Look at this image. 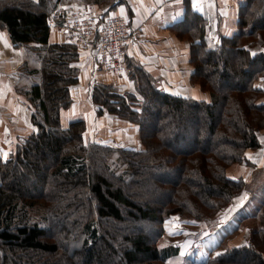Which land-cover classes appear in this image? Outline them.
<instances>
[{
	"label": "trees",
	"instance_id": "16d2710c",
	"mask_svg": "<svg viewBox=\"0 0 264 264\" xmlns=\"http://www.w3.org/2000/svg\"><path fill=\"white\" fill-rule=\"evenodd\" d=\"M64 3L0 0V27L12 43L45 48L30 93L37 130L0 160V264H264V201L251 219L241 217L243 227L256 225L244 246L187 261L175 244L160 245L172 217L210 231L234 200L253 193L249 156L262 148L264 130V0H244L238 33L212 46L199 14L175 27L193 43L191 82L209 102L169 94L140 68L130 72L136 93L95 88L100 113L136 127L138 149L87 140L83 120L62 126L80 54L73 44H50L48 17ZM237 167L248 174H232Z\"/></svg>",
	"mask_w": 264,
	"mask_h": 264
},
{
	"label": "crops",
	"instance_id": "0c3cea01",
	"mask_svg": "<svg viewBox=\"0 0 264 264\" xmlns=\"http://www.w3.org/2000/svg\"><path fill=\"white\" fill-rule=\"evenodd\" d=\"M242 4L244 0H125L110 9L112 13L127 14L129 20L131 41L125 56L126 76L116 79L102 72L97 73L94 56L79 54L72 65L78 71L79 81L71 88V107L62 111V126L65 128L76 120H83L87 124L88 140L95 138L97 142H113L121 135L125 141L123 136L127 137L129 133L140 141L134 125L109 115L105 110L100 113L94 102L95 88L99 84L119 93H136L135 79L130 72L133 70L137 76L138 68L154 78L158 87L169 94L209 102L210 95L191 82L193 43L189 38L180 37L175 27L187 13L199 14L204 19L208 46H212L221 37L232 38L238 33L237 17ZM50 44L69 43L57 32H51ZM44 50L38 44L15 46L6 30L0 27V160L4 162L37 130L32 120L35 103L30 93L31 88L41 81L39 71ZM257 86L264 89V80ZM259 136L262 148L250 153V156L258 169H264V130ZM232 174L245 176L248 173L237 167ZM252 176V173L247 175L248 183L252 182ZM253 201L254 195L250 191L234 200L220 216L217 228L202 238L198 257L209 259L226 247H240L248 243L249 231L246 226L243 227L240 215Z\"/></svg>",
	"mask_w": 264,
	"mask_h": 264
},
{
	"label": "built area",
	"instance_id": "2783aa9c",
	"mask_svg": "<svg viewBox=\"0 0 264 264\" xmlns=\"http://www.w3.org/2000/svg\"><path fill=\"white\" fill-rule=\"evenodd\" d=\"M47 23L51 32H57L66 43L75 45L80 54L93 55L96 72L117 77L126 74L125 56L131 31L125 15L101 11L92 4H59ZM1 93L0 84V107ZM189 244L186 249L185 245L179 247L181 254L183 250L191 249V242Z\"/></svg>",
	"mask_w": 264,
	"mask_h": 264
},
{
	"label": "rangeland",
	"instance_id": "374dc122",
	"mask_svg": "<svg viewBox=\"0 0 264 264\" xmlns=\"http://www.w3.org/2000/svg\"><path fill=\"white\" fill-rule=\"evenodd\" d=\"M66 3L64 4H73V5H84V4H88L91 3V0H65ZM123 2H125V0H112L110 1L108 4L109 6L111 5L110 3H112V5L116 8L118 5L123 4ZM108 4H101V5H105L107 6ZM103 6H98L99 9L101 11H108L107 9L109 8H105ZM113 7V8H114ZM112 13V12H111ZM114 14L116 12H113ZM125 13H123L124 15ZM125 16L128 18L127 14H125ZM258 46L262 48V46L264 45L262 40L258 42ZM127 70V69H126ZM97 73H100V71H97ZM104 75V73H101ZM137 76H138V72H136ZM111 77H115L116 79L117 76H112ZM126 76V75H125ZM124 76V77H125ZM123 78V77H121ZM111 82H113L111 80ZM99 87H102V84L98 85ZM112 91H115L113 89H111ZM118 92V91H117ZM136 128V127H135ZM119 130H122L121 128H118ZM135 131V130H134ZM260 134V132H259ZM139 137V134H137ZM125 141H123L121 135H119V138L117 137V141L113 140V142H111L110 140L106 141L107 145H111L115 148H127V149H138L140 141L137 139L135 140L133 138L132 134L128 133V136L125 137L123 136ZM87 138V136H86ZM88 140V138H87ZM93 140H96L95 138ZM122 140V141H121ZM139 141V142H138ZM105 142V141H103ZM254 164V163H253ZM264 168V167H263ZM252 173V177L253 180L252 182L249 184V189L253 191V194L255 196L254 201L245 209V211L240 215V217L244 218H252V214L256 211V209L260 206V204L262 203V201H264V169L260 168L258 169L257 166H253L252 170L250 171V174ZM247 192V191H246ZM251 196V195H250ZM250 201V200H249ZM248 201V202H249ZM248 226V231H249V238H250V231L252 228L256 227L255 223H252L251 221L248 222V224L246 225ZM213 229L210 231H206L202 233L200 232L201 228H197L192 224H183L181 223V220L179 217H172L166 225V235L163 236V241H161L160 245L163 244V242H170L172 244L178 245V251L180 252V248L181 246L185 245L184 248L186 249L187 247H189V243L191 242V249H189L187 252L186 250H181L182 251V255L183 259H186L187 261L193 260V259H198V260H207L208 258H204L203 256H200V250L202 249V238L205 237V235L207 236L209 232H213V230H215L217 227L215 226H211ZM194 242V244H193ZM81 246V242H75L70 244L69 248L71 247V249L74 248H78ZM200 248V249H199ZM223 250L218 251L217 253L222 252ZM216 253V254H217ZM180 254V253H179ZM214 256V255H213ZM196 257V258H195Z\"/></svg>",
	"mask_w": 264,
	"mask_h": 264
},
{
	"label": "snow or ice",
	"instance_id": "6c2138e0",
	"mask_svg": "<svg viewBox=\"0 0 264 264\" xmlns=\"http://www.w3.org/2000/svg\"><path fill=\"white\" fill-rule=\"evenodd\" d=\"M252 55H255V53L253 52ZM4 158H7V154H4ZM249 159H251V156H249ZM233 179H235V177H233ZM245 198H246V194H245ZM217 255H220V253H217Z\"/></svg>",
	"mask_w": 264,
	"mask_h": 264
}]
</instances>
